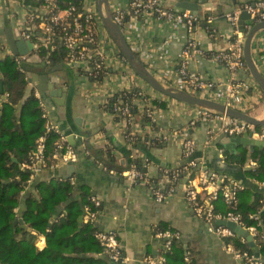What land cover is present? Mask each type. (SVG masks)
Wrapping results in <instances>:
<instances>
[{"label":"crops","instance_id":"1","mask_svg":"<svg viewBox=\"0 0 264 264\" xmlns=\"http://www.w3.org/2000/svg\"><path fill=\"white\" fill-rule=\"evenodd\" d=\"M129 1L117 0L124 8L128 7ZM163 1L167 7L183 9L176 5L180 0ZM185 1L196 3L197 14L202 17L191 34L184 27L172 26L156 19L145 18L137 21L135 37L143 42L156 65L155 70L151 68L152 72L159 76L160 71H175L183 59L182 52L188 40L195 38L197 48L202 54L196 53L190 59L189 68L197 71L207 80L227 81L229 76L227 69L213 62L209 53L226 45L223 35L231 31V26L225 15L242 3L253 0ZM110 2L114 4V0ZM29 6L35 8V6L25 5L24 0H0V38L3 39L0 42V59L5 55L14 58L6 31L12 29L15 37L24 39L19 34V28L27 22ZM209 16L214 17L212 23L206 21ZM212 30H216L213 35H211ZM1 31H5L3 36ZM96 32L104 40L105 51L108 56L111 55L113 61L108 63L103 80L95 81L89 78L86 72L82 73L79 66L68 62L46 69L43 73L34 71L29 75L31 83L27 94L34 89L35 95H40L48 118L66 135L67 143L76 149L80 156L74 163H59L42 169L32 181H28L29 185L25 186L22 194L24 197L36 195L37 190L34 186L36 182L48 183L70 179L73 185L72 198L62 202L56 208V212L58 208H61L59 215L63 214L72 200H79L82 207L81 215L84 217L83 221L79 222L80 228L83 223H93L99 227L98 232H114L117 235L120 249L127 259L122 263H114L106 254L104 259L113 264H147L145 261L147 256L158 257L162 255V252L165 255L168 251L165 247L167 239L157 236V233L161 231H171L179 235V238L174 237L171 242H180L186 248L184 253L186 262H188L186 260L188 255L191 262L196 264H239L226 245L227 239L217 231V228L222 225L206 223L195 214L187 201L184 173H181L179 177L174 176V172L182 168L184 164L181 140L176 136L164 142L156 141L155 144H147L146 140L160 133L171 134L179 129L188 132L197 144L195 157L198 158L203 169L226 174L241 183L244 189L249 187L254 193L262 194L264 197V185H260L258 183L260 181L255 178H249L246 173L247 170L258 167V165L256 167L249 165L252 158H248L241 165L229 162L226 155L227 152L239 154L241 147L248 148L250 151L262 147L251 150L248 146L239 145L234 152H231L227 150L226 142H224L226 135H218L206 144L207 125L190 124L197 110L195 107L157 93L144 84L142 87H145L148 94L154 95L156 99L157 120L149 125L141 111H138L135 115L137 120L135 133L143 140L144 147L136 145L135 142L130 144L120 119L103 106L110 95L125 86L121 67L115 59L117 45L113 43L111 37H106L102 21L96 25ZM262 36L263 33H259L255 38L252 55L264 74V38ZM34 51L30 52L31 60L28 63L35 65L39 63L40 57ZM42 75H47V83L52 84L51 88L48 87L44 91L38 89ZM239 77L247 78V75L242 73ZM262 93L263 91L258 92L260 103L253 111V115L258 119H264V93L261 95ZM4 96L5 94H2V98ZM106 149L111 152L107 157ZM84 150H89L91 156L85 155ZM133 165H137L147 173V177L167 194L168 197L164 202L155 200L148 183L132 185L120 175L121 171ZM84 194L94 206L93 198H97L100 202L96 207V217L93 222L86 219L87 208L92 206L83 204ZM63 203L65 206H62ZM223 203L227 205L225 201ZM216 204L219 207L223 206L219 200ZM20 210L21 208L15 209L18 219H22L19 216ZM219 211L222 210L219 209ZM59 215L56 216L55 213L51 220L55 222ZM54 222L51 221V223ZM18 223L26 226L24 222ZM30 231L36 236V247L40 250L44 249L46 237L34 230Z\"/></svg>","mask_w":264,"mask_h":264},{"label":"built area","instance_id":"2","mask_svg":"<svg viewBox=\"0 0 264 264\" xmlns=\"http://www.w3.org/2000/svg\"><path fill=\"white\" fill-rule=\"evenodd\" d=\"M83 4V7H78L74 0H69V4L61 9L55 0H45L41 9L42 17L40 14H36L37 7L33 8L29 6L26 18L27 22L20 26L19 34L26 40H32L35 35L34 31L39 28L41 31L40 39L45 46L52 43L55 40V36L59 35L62 43L69 51L67 62L71 65L79 66L82 73L86 72L89 78L100 81V76L104 75L105 77L107 73L106 68L108 63L113 61L111 55L108 56L105 51L104 40L96 32V25L98 23L100 24L101 18L98 14L95 0H83ZM110 6L114 20L121 27L131 48L138 54L151 72L152 69L155 70L156 65L152 57L150 58L149 51H147L143 42L135 37L137 21L145 18L156 19L169 23L172 26L184 27L191 34L202 20L199 14L191 10L167 7L163 0H130L127 8L122 7L117 0H114V4L110 2ZM243 12H247L250 18L244 20V23L241 24L240 15ZM225 16L231 26V31L223 35L226 45L209 53V57L213 62L227 69L229 74L227 81L216 82L207 80L200 73L189 68L190 59L196 53L202 54L197 48L195 38L188 40L187 46L182 52L183 59L175 71H160L159 76L152 73L167 86L185 90L198 97L221 102L226 107H231L253 115V111L260 103L258 92H262V90L250 74L244 57V45L246 35L253 27V24L249 21L252 20L254 23L264 21V0L244 2ZM40 17L41 22L39 25H36L34 20ZM206 21L212 23L214 17L209 16ZM104 30L106 37L110 38L105 28ZM213 33L215 34L216 30H212L211 35ZM259 33H263L262 38H264L263 29L256 34L254 40ZM36 44L38 48L39 44ZM116 53L115 59L121 67L120 70L124 77L125 86L110 95L105 103H103V106L108 109L109 99L118 92L127 93L134 88L137 89L132 100H125L121 95H118L113 108L110 110L116 118L120 119V123L123 124L126 131L125 135L128 142L133 144L136 138L135 127L137 126L136 114L132 112L134 104L137 105L138 110L141 111L147 123L152 125L157 120L155 116V110L157 109L156 99L154 95L148 94L145 87H142L143 84H147L132 70L125 56L119 52L117 46ZM14 58L19 64H22L29 62L31 55L30 53L15 55ZM242 73H246L247 78H240L239 75ZM152 90L158 93V91ZM8 96L9 93H6L4 98ZM37 96L40 99L42 107H44L40 95L37 94ZM180 102L189 105L185 102ZM193 107L197 110L193 114L190 124L193 126L200 123L207 125L208 141L206 144H209L218 135L232 137L250 134L254 139H264L263 126H254L244 120L231 117L214 109ZM43 117L46 119L47 132L54 131L59 135L57 152L54 154L57 163L54 166L59 163H74L78 161L80 156L79 152L67 143L66 135L48 118L45 109H43ZM175 136L181 140L184 164L182 168L174 172V176L179 177L181 173H184L187 180L186 199L195 214L209 225H214L217 220L234 221L248 230L254 238L255 243H257V240H260L264 236L259 231L258 226H247L242 220L241 215L236 214L233 210L238 203L239 194L244 189V186L228 175L220 174L217 171L203 169L195 171V168L201 165L198 158L195 157L197 144L189 136L188 132L179 129L171 134L160 133L152 137V139L146 140V143L155 144L156 141L164 142ZM46 140V135H42L37 140V147L30 157V162L22 165V168L28 169L32 173L29 181H32L42 169L49 168V163L45 156ZM84 154L91 156L89 150H84ZM249 165L256 167L258 162L251 159ZM120 175L125 177L132 185L148 183L151 194L157 202L162 203L168 197L160 187L147 177V173L137 165L121 171ZM258 183L264 185V181ZM219 199H223L231 209L226 212L217 210L216 201ZM93 202L95 203V207L100 204L97 198H93ZM95 217L96 211L88 207L86 211L87 221L93 222ZM217 231L225 239L238 237L243 243L246 242L245 238L239 237L233 230L225 226H219ZM97 236L104 242L106 254L114 263H122L127 259L120 249L117 235L114 232L100 231L97 233ZM157 236L167 239L165 245L167 249L171 248V239L174 237L179 238L178 234H173L171 231L158 232ZM226 245L239 261V264H264L261 257H257L254 252L250 253L247 250L240 249L232 242L226 241ZM186 260L191 262L190 256L187 255ZM145 261L147 264H168L167 257L163 252L158 257L147 256Z\"/></svg>","mask_w":264,"mask_h":264},{"label":"trees","instance_id":"3","mask_svg":"<svg viewBox=\"0 0 264 264\" xmlns=\"http://www.w3.org/2000/svg\"><path fill=\"white\" fill-rule=\"evenodd\" d=\"M61 9L69 4V0H55ZM78 7H83V0H74ZM45 0H24L25 5L37 7L36 14L42 17L41 7ZM41 17L34 22L39 25ZM32 41L39 44L34 51L40 57L39 63L28 62L19 64L10 55L0 59V82L3 83L0 92V264H113L104 259L106 247L97 236L99 227L93 223H83L80 228L79 216L82 213L80 201L72 200L65 208L63 214L51 223V218L56 213V208L72 198L73 185L70 179L51 182H36L37 194L24 197L25 183L31 178V172L22 168L23 164L30 162V157L37 147V140L46 135L45 156L49 167L54 166L57 160L54 154L57 152L59 135L47 132L46 119L43 117V107L40 99L35 95L34 89L27 94L30 84L29 73L40 71L39 68L51 69L55 66L66 64L68 49L62 43L60 36L49 45L42 44L39 28L34 31ZM45 37V35H43ZM47 61H49L47 63ZM104 75L100 76L103 80ZM137 89L127 93L118 92L108 102L111 110L116 97L121 95L125 100H132ZM9 93L7 98L2 94ZM138 107L134 104L132 112L137 114ZM136 145L144 147L143 140L136 135ZM110 150H105L106 157ZM227 160L243 165L248 158L258 162L254 170H247L249 178L264 181V147L250 151L241 147L239 154L227 152ZM16 159V160H15ZM105 160V158H103ZM105 162V161H104ZM10 179V182H4ZM83 196V204H91L86 194ZM222 207L217 210L226 212L231 208L219 199ZM217 203V201H216ZM91 208H97L91 204ZM225 206V207H224ZM227 206V207H226ZM16 208H21L19 216L26 226L15 224L18 219ZM241 215L247 226L257 225L264 235V197L254 193L249 187L239 194V201L233 209ZM30 230H34L46 237V247L42 250L35 245L36 236ZM236 247L253 253L248 241L242 242L240 238H227ZM260 257L264 261V236L257 240ZM186 248L180 242H171V248L165 253L168 264H196L186 262L184 253Z\"/></svg>","mask_w":264,"mask_h":264},{"label":"water","instance_id":"4","mask_svg":"<svg viewBox=\"0 0 264 264\" xmlns=\"http://www.w3.org/2000/svg\"><path fill=\"white\" fill-rule=\"evenodd\" d=\"M177 7L183 9H189L194 13H198V7L196 3H192L185 0H180L176 3ZM96 7L98 14L101 18L104 28L106 29L107 33L117 45L120 53L125 56L126 60L128 61L132 70L152 89L162 93L165 96L174 98L176 100L185 102L189 105L200 107V108H209L217 110L221 113H225L231 117L238 118L244 120L254 126H263L264 127V119H258L253 115L248 113L239 111L237 109L226 107L223 103L198 97L194 94H191L185 90L178 89L176 87L167 86L162 83L151 71L150 69L144 64V62L140 59L138 54L131 48L129 42L127 41L126 37L123 34L121 27L115 22L113 13L110 6V0H96ZM250 15L247 12H243L240 15V23L243 24L244 20L249 19ZM253 24V27L250 29L248 34L246 35L245 45H244V57L248 69L252 78L257 82L259 87L264 93V74L260 71L258 65L256 64L253 55H252V48H253V40L256 34L264 29V21L259 23H254L252 20L249 21ZM7 39L11 46L13 56L15 55H24L29 54L30 52L34 51L37 48V44H35L31 40L26 39H19L15 37L14 32L12 29L6 31ZM5 31H1V35L3 36ZM2 37L0 38V42H2ZM45 68L40 69L39 73L45 72ZM33 73V72H31ZM29 73V75H31ZM48 76L42 75L40 76V85L38 87L39 90L44 91L48 87L51 88L52 84L49 85L48 83ZM0 92H2V83L0 82ZM226 142L227 150L234 152L236 147L239 145L248 146L251 150H254L255 147H264V139H254L251 137L250 134H245L244 136H227L224 139ZM231 144V146H230ZM16 160V159H15ZM203 169L201 166L195 168V171ZM205 170V169H203ZM185 181H187L185 179ZM4 182H10V179L5 180ZM28 182L25 183V186L28 187ZM69 202V201H68ZM67 202V203H68ZM65 206V203L62 204ZM61 208L57 209L56 216L60 214ZM84 213V211H83ZM83 215L79 216V222L83 221ZM54 222V220H51ZM18 222H23L22 219H17L15 224ZM216 224H220L225 226L231 230H233L239 237L245 238L250 247L253 249L254 254L257 257H260V253L258 247L252 237L251 233L243 228L241 225L234 221L230 220H217Z\"/></svg>","mask_w":264,"mask_h":264}]
</instances>
